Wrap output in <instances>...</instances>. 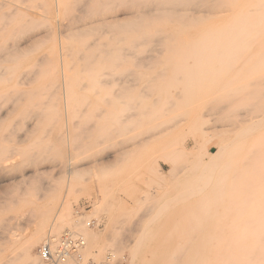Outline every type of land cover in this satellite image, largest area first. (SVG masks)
<instances>
[{"label":"rangeland","instance_id":"1","mask_svg":"<svg viewBox=\"0 0 264 264\" xmlns=\"http://www.w3.org/2000/svg\"><path fill=\"white\" fill-rule=\"evenodd\" d=\"M135 1L0 0V264L66 232L68 264H208L264 229V0Z\"/></svg>","mask_w":264,"mask_h":264},{"label":"bare ground","instance_id":"2","mask_svg":"<svg viewBox=\"0 0 264 264\" xmlns=\"http://www.w3.org/2000/svg\"><path fill=\"white\" fill-rule=\"evenodd\" d=\"M137 1V0H136ZM135 1V3H136ZM139 1V0H138ZM137 1V2H138ZM146 1V0H145ZM145 1L143 3H145ZM159 1V0H158ZM178 1V0H176ZM185 1V0H184ZM188 0H186L187 2ZM196 1V0H195ZM228 1L232 0H219L218 5H229L227 4ZM239 1V0H238ZM23 2V1H22ZM21 2V3H22ZM101 2V1H100ZM179 2V1H178ZM185 2V4H186ZM190 1L187 2L189 4ZM200 2V1H199ZM78 3V2H77ZM86 4V3H85ZM166 4V3H165ZM197 4V3H196ZM211 4V2H210ZM180 5V4H179ZM88 6V5H87ZM161 6V5H160ZM213 6V5H212ZM217 7V5H216ZM26 8V7H25ZM78 8V7H77ZM223 9V8H222ZM251 9V8H250ZM27 10V9H26ZM154 13V12H153ZM167 13V12H166ZM173 13V12H172ZM176 13V12H175ZM178 13V12H177ZM35 14V13H34ZM146 14V12H145ZM150 14V13H147ZM209 14V13H208ZM91 15V14H90ZM143 15V14H142ZM151 15V14H150ZM154 15V14H153ZM158 15V14H157ZM160 15V14H159ZM162 15V13H161ZM166 15V14H165ZM176 15V14H175ZM180 15V14H178ZM189 15V14H188ZM138 16V15H137ZM144 16V15H143ZM156 16V15H155ZM170 16V15H169ZM171 16H173L171 14ZM6 17V16H5ZM9 17V16H8ZM161 17V16H159ZM164 17V16H163ZM161 17V18H163ZM167 15L164 17L166 18ZM178 17V16H177ZM176 17V19H177ZM142 18V17H141ZM181 18V17H178ZM6 19V18H5ZM77 19V18H76ZM175 19V18H174ZM186 20V19H185ZM262 20V19H261ZM187 21V20H186ZM193 21V20H192ZM196 21V20H195ZM202 21V20H201ZM11 22V21H10ZM263 22V21H261ZM115 28V27H114ZM120 30V29H119ZM105 31V30H104ZM118 32V31H117ZM143 34V33H142ZM103 35V34H102ZM225 45L223 47H228L232 50V29H229L226 31L224 34H222ZM219 36V37H221ZM215 42V41H214ZM156 43V42H155ZM96 46V45H95ZM215 46V45H212ZM255 46V45H254ZM91 47V46H90ZM212 49H219L217 47H212ZM9 51V49H8ZM60 54V53H59ZM17 55V54H16ZM19 55V54H18ZM13 56V55H12ZM13 57H16L15 55ZM18 57V56H17ZM6 58V57H5ZM8 59V58H7ZM13 59V58H10ZM95 61V60H94ZM28 81V80H27ZM181 123H177L174 127H178ZM173 127V128H174ZM163 133V132H162ZM161 133V134H162ZM159 134V133H158ZM147 139H142L140 141V145H143ZM229 146V145H228ZM224 147L220 146V148L217 150L215 153H210L209 157L206 160L202 161V165L204 168H213L214 166L218 165L219 160L221 159L223 152H224ZM220 163V162H219ZM264 204V203H263ZM1 209V208H0ZM244 210V209H243ZM243 213V212H241ZM241 215V214H240ZM239 215V216H240ZM255 216V215H254ZM249 216L248 218H251L248 223L249 224H255L257 226H263L264 225V214H260L259 216L254 217ZM241 226V225H240ZM238 228V227H237ZM232 249L230 250L231 253L229 254L230 259L229 260H222V261H213L208 264H264V229L261 228H254V229H242V230H232ZM40 240L39 236L34 237V242ZM249 242V243H248ZM254 243H258L256 246L252 245ZM263 243V244H261ZM32 248L30 246L27 248L25 251L24 255V263L23 264H38V257L35 258L36 256L32 252ZM136 250V249H135ZM134 250V251H135ZM133 253L135 254V252ZM138 251V250H137ZM36 254V253H35ZM223 256V255H222ZM175 257H173L174 259ZM37 259V260H36ZM19 260V259H18ZM177 260V259H176ZM10 261V260H9ZM17 261V260H16ZM21 261L17 264H21ZM174 261V260H173ZM8 262V261H7ZM5 262V263H7ZM176 262V261H175ZM11 263V262H10ZM16 263V262H15Z\"/></svg>","mask_w":264,"mask_h":264},{"label":"built area","instance_id":"3","mask_svg":"<svg viewBox=\"0 0 264 264\" xmlns=\"http://www.w3.org/2000/svg\"><path fill=\"white\" fill-rule=\"evenodd\" d=\"M91 224L88 223V226H91ZM86 245L84 236L77 233L66 232L58 239L50 237L38 249L40 264L80 263L83 261V252ZM114 257L110 253L103 261L92 264H111Z\"/></svg>","mask_w":264,"mask_h":264}]
</instances>
